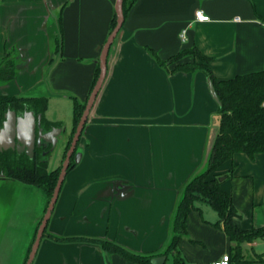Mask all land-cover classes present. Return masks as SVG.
Wrapping results in <instances>:
<instances>
[{
  "label": "crops",
  "instance_id": "0c3cea01",
  "mask_svg": "<svg viewBox=\"0 0 264 264\" xmlns=\"http://www.w3.org/2000/svg\"><path fill=\"white\" fill-rule=\"evenodd\" d=\"M117 1L0 0V55L16 51L17 62L0 93L48 97L46 118L62 123L61 162L75 126L74 97L89 98ZM197 9L211 19L197 20ZM59 18L57 51L51 32L57 35ZM193 47L211 58L217 80L264 72V0H134L32 264H141L87 238L157 253L168 264L171 221L184 187L206 162L219 103L204 71H174V63L162 65L153 53L167 61ZM214 174L225 176L237 224L264 227V153H236ZM46 203L42 188L0 172V264H23ZM219 219L207 203L189 213L179 243L188 264L231 254L235 243ZM263 240L243 245L250 264H264V248H257Z\"/></svg>",
  "mask_w": 264,
  "mask_h": 264
},
{
  "label": "trees",
  "instance_id": "16d2710c",
  "mask_svg": "<svg viewBox=\"0 0 264 264\" xmlns=\"http://www.w3.org/2000/svg\"><path fill=\"white\" fill-rule=\"evenodd\" d=\"M134 0H123L122 9L125 18L129 7ZM60 24V18L58 19ZM117 24V13L113 20L112 30ZM51 36L56 44V50L62 47V36H57L51 32ZM157 61L162 65L174 63L180 58L194 54L200 59L206 60L207 64L200 67V63H178L174 71L191 72L202 70L213 82L216 92L221 101L218 110V120L216 121L217 132L206 158V166L203 172L197 173L184 187L173 219L171 221V237L164 254L171 257L172 264H188L179 248L181 239L187 233V217L194 209H199L202 203L210 204L219 214L226 233L235 243L232 246L231 259L237 264H250L243 250V245L258 238H264V227L253 229H242L236 222L239 212L233 202L232 195L223 187L224 180L221 175L211 173L236 153L244 152L254 157L257 153H264V72H254L250 74L237 75L228 80H217L209 65L211 58L202 53L197 47L184 50L172 56L167 61L161 60L156 53H153ZM101 67L97 68L94 78L93 90ZM17 74V62L8 60L0 64V84L10 82ZM91 94V92H90ZM90 96V95H89ZM48 97L7 95L0 93V122L4 119L8 109H13L17 113L27 110L33 111L36 118L41 116V127L43 132H48L53 128H61V122L49 121L45 116ZM86 102H80L74 97L75 126L70 135L64 156H66L77 125L86 107ZM54 149L48 141L42 140V145L36 146L34 153L30 155L27 151H19L17 148L0 150V172L9 178L17 179L21 182L35 185L42 188L49 200L57 184L60 168L49 169L50 157ZM76 151V150H75ZM75 152L71 158L68 171L75 166ZM37 231L33 237L36 238ZM48 236L47 228L44 235ZM57 241L77 240L79 237L64 238L57 235H49ZM111 253H118L125 258L141 263L152 264V259L157 253H137L120 243L107 238H87ZM34 242V241H33ZM30 250V249H29ZM262 256L261 259L262 260ZM257 259V260H259Z\"/></svg>",
  "mask_w": 264,
  "mask_h": 264
},
{
  "label": "water",
  "instance_id": "95a60500",
  "mask_svg": "<svg viewBox=\"0 0 264 264\" xmlns=\"http://www.w3.org/2000/svg\"><path fill=\"white\" fill-rule=\"evenodd\" d=\"M122 2L123 0L117 1V5H116L117 24L114 27V29L111 31L105 43V46L103 48L102 55H101V64H100L101 71H100L99 78L93 90L91 91V94L86 103L85 110L75 130L71 145L64 159L57 184L53 191V194L50 199L47 210L45 212V215L41 221L40 227L37 231L36 238L32 245V248H31L26 264L33 263V260L37 253L39 244L41 242L45 229L47 228V225L51 218V214L59 198V194H60L63 182L65 180V177L67 175L68 168L71 162V158L77 148V145L79 143V140L85 128L91 108L105 81V78L107 75L108 52L118 32L120 31L123 25V21H124ZM209 87H210L213 97L216 99L219 105H221V101L216 92L214 84L210 79H209ZM218 117L219 116L217 115L215 118L218 120ZM40 125H41V116L36 118L33 111L27 110L24 112L23 115H18L15 110L8 109V111L5 113V120L2 123L0 122V150L9 149V148H17L19 151L25 150L27 151V153L32 155L34 153L35 147L42 145V140L50 142L52 144V149H54L57 144L58 135L60 134L61 129L53 128L52 130L48 132H43V129ZM220 179L224 180L225 176H221ZM165 259H166L165 256H157V257H154L151 262L152 264H162L164 263Z\"/></svg>",
  "mask_w": 264,
  "mask_h": 264
},
{
  "label": "rangeland",
  "instance_id": "374dc122",
  "mask_svg": "<svg viewBox=\"0 0 264 264\" xmlns=\"http://www.w3.org/2000/svg\"><path fill=\"white\" fill-rule=\"evenodd\" d=\"M54 31L57 33V35L59 34V26H58V20H55L54 21ZM110 51V50H109ZM109 53V52H108ZM191 60L190 61H187V62H181V60H182V58H180L178 61H176V62H174V64H175V66H174V69H175V67H176V65L178 64V63H193V62H196V63H200L201 64V66L200 67H204V65H206L207 64V62H206V60H204V59H200V57H198V56H196V55H194V54H189V56H188ZM8 60H11V61H13L14 63L16 62V51H13V50H11V49H7V50H5L4 51V53L2 54V55H0V64H2V63H6ZM2 84V83H1ZM22 97H28V95H23ZM11 109V108H10ZM65 109H67V108H65V107H63V111L65 110ZM68 118V117H67ZM67 120V119H66ZM74 136V135H73ZM64 138V136H62L61 138H60V141H59V143H57L56 144V146H55V148H54V150H53V152H52V154H51V157H50V162H49V169H54L55 167H59V166H61V168H62V165H63V162H64V159H65V157L66 156H64V158H63V161L61 162V159H62V155H63V152H64V145H63V139ZM73 139V138H72ZM72 142V141H71ZM71 145V144H70ZM70 147V146H69ZM69 149V148H68ZM68 149H67V151H68ZM66 154H67V152H66ZM205 166H206V162H204V164L201 166V168L199 169V171L197 172V173H201V172H203L204 171V169H205ZM61 168H60V171H61ZM196 173V174H197ZM49 202H50V200H49V198H48V196H47V203H46V206H45V212H46V210H47V207H48V205H49ZM44 215H45V213H44ZM44 215H43V217H44ZM43 219V218H42ZM42 221V220H41ZM40 224H41V222H40ZM40 224H39V226H38V228H37V230L39 229V227H40ZM34 241V240H33ZM32 241V243H31V245H30V247H29V249L30 250H28V253H27V256H26V258H25V261L23 262V264H26V262H27V260H28V257H29V254H30V251H31V248H32V245H33V242ZM259 242V241H258ZM257 248H264V240L263 241H260L259 242V246L257 247ZM168 264H172V259H171V257H169V260H168V262H167Z\"/></svg>",
  "mask_w": 264,
  "mask_h": 264
},
{
  "label": "built area",
  "instance_id": "2783aa9c",
  "mask_svg": "<svg viewBox=\"0 0 264 264\" xmlns=\"http://www.w3.org/2000/svg\"><path fill=\"white\" fill-rule=\"evenodd\" d=\"M195 17L199 21H209L211 19L210 16L206 14L202 9L196 10ZM236 20H240V18L236 17ZM211 264H232L231 254L225 253L219 259L213 261Z\"/></svg>",
  "mask_w": 264,
  "mask_h": 264
},
{
  "label": "flooded vegetation",
  "instance_id": "af4514ba",
  "mask_svg": "<svg viewBox=\"0 0 264 264\" xmlns=\"http://www.w3.org/2000/svg\"><path fill=\"white\" fill-rule=\"evenodd\" d=\"M18 114H20V113H18ZM22 114V113H21ZM23 114H24V112H23ZM5 120V117H4V119L3 120H1V123L3 122Z\"/></svg>",
  "mask_w": 264,
  "mask_h": 264
}]
</instances>
